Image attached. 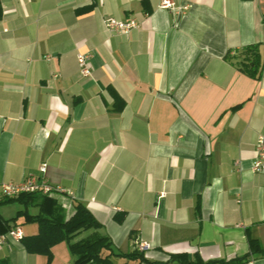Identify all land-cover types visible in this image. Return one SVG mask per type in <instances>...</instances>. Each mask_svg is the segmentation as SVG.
Instances as JSON below:
<instances>
[{
	"label": "crops",
	"instance_id": "1",
	"mask_svg": "<svg viewBox=\"0 0 264 264\" xmlns=\"http://www.w3.org/2000/svg\"><path fill=\"white\" fill-rule=\"evenodd\" d=\"M161 1L0 0V185L44 179L65 218L85 205L116 253L150 245L146 261L115 264H264L249 243L264 247V172L252 170L264 74L225 58L251 44L264 54V0H173L182 14ZM110 17L139 25L116 34ZM79 53L92 56L88 78ZM19 211L39 214L0 203V236L39 233L24 216L12 221ZM0 264L75 258L66 241L48 256L7 240Z\"/></svg>",
	"mask_w": 264,
	"mask_h": 264
},
{
	"label": "trees",
	"instance_id": "2",
	"mask_svg": "<svg viewBox=\"0 0 264 264\" xmlns=\"http://www.w3.org/2000/svg\"><path fill=\"white\" fill-rule=\"evenodd\" d=\"M90 8L85 7L83 10L87 11ZM225 58L238 71L250 78L260 80L264 74V54L260 44L244 46L234 53L229 52ZM111 92L115 98V110L120 112L124 108V102L114 91ZM15 200L26 208L29 206L39 208L37 215H30L27 211H19L16 218L12 220L24 216L26 221L35 222L39 225V233L36 236L21 239L29 253L50 256L53 246L66 241L75 258V264H115L112 257L127 261H146L144 253L137 250L128 253H116L109 238L97 234L101 224L81 203L75 205L74 213L66 219L62 208L51 195L22 194L18 198L8 200V202ZM122 218H119L118 221L122 222ZM89 230L93 232L92 237L75 241L80 234ZM249 243L253 253L264 257V247H261L257 240L250 239ZM105 251L109 254H105ZM172 260L176 261L177 264H200V262H190L186 255L173 256Z\"/></svg>",
	"mask_w": 264,
	"mask_h": 264
},
{
	"label": "built area",
	"instance_id": "3",
	"mask_svg": "<svg viewBox=\"0 0 264 264\" xmlns=\"http://www.w3.org/2000/svg\"><path fill=\"white\" fill-rule=\"evenodd\" d=\"M160 8L164 10H170L176 14H182L187 10V6H178L173 0H162ZM105 27L113 33L128 35L130 32L138 27V22L133 18L126 20H117L115 18H106L104 20ZM91 55L79 53L77 55V63L79 71L82 77L88 78L92 74L93 66L91 63ZM45 167L40 168L41 172H44ZM253 172H264V138L259 137L255 148V160L252 166ZM54 188L44 179H40L34 176H28L23 181L12 184L4 183L0 185V203L18 198L22 194H43L51 195ZM23 238V232L20 228L10 229L7 233L0 236V245L4 244L7 240L14 242H20ZM133 245L138 252H145L150 248V245L146 242H142L139 239L133 241ZM245 264H253V261H249Z\"/></svg>",
	"mask_w": 264,
	"mask_h": 264
}]
</instances>
